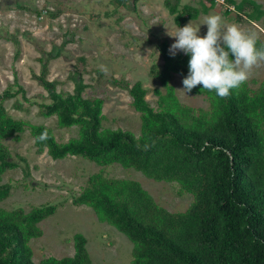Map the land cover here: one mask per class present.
I'll return each mask as SVG.
<instances>
[{
	"label": "trees",
	"instance_id": "trees-1",
	"mask_svg": "<svg viewBox=\"0 0 264 264\" xmlns=\"http://www.w3.org/2000/svg\"><path fill=\"white\" fill-rule=\"evenodd\" d=\"M125 1L116 0L119 5ZM198 2L201 8L181 0H164V6L182 27L201 13L207 14L216 3ZM244 3L236 5L237 11ZM252 6L250 16L259 19L264 15L261 6ZM224 8L226 14L232 11ZM58 13L60 10L50 14ZM261 44L259 39L258 46ZM159 50L162 64L150 68L165 89L153 90L157 108L146 100L148 90L140 81L130 86L123 80L111 81L127 89L130 104L139 113L138 136L129 130L102 127L104 101L83 96L87 84L81 78L71 92L57 91L58 82L46 77L49 54L39 74L32 73L49 99L40 104V114L55 115L60 127L76 126L77 136L58 142L47 126L13 118L4 101L18 90L7 88L0 92V138L18 139L29 128L37 152L45 149L54 160L79 156L101 167L119 164L157 181H174L181 192L189 193L190 205L184 211L171 212L136 180L107 177L102 171L88 177L72 202L90 207L100 222L132 242L130 264H264V80L256 88L246 82L223 99L202 86L194 87L191 91L202 93L209 102L207 109H195L181 104L169 83L174 74L182 81L188 75L190 55H170L166 42L159 44ZM45 131L48 139L37 140ZM9 158L8 148L0 143V180L15 167ZM10 190L9 183H0V201ZM55 210L52 204L29 211L0 208V264H35L29 241L42 235L39 223ZM86 243L83 234L75 233L72 255L48 256L38 264H93Z\"/></svg>",
	"mask_w": 264,
	"mask_h": 264
},
{
	"label": "rangeland",
	"instance_id": "rangeland-1",
	"mask_svg": "<svg viewBox=\"0 0 264 264\" xmlns=\"http://www.w3.org/2000/svg\"><path fill=\"white\" fill-rule=\"evenodd\" d=\"M181 1L201 8L198 0ZM233 1L235 11L229 14L224 13L223 5L215 3L207 14L201 13L186 24L191 22L195 26L205 16L218 14L225 24L254 31L264 42V15L259 19L250 16L254 14L252 3L264 9V0ZM243 1L242 9L237 11L236 5ZM57 10H60L58 15L50 14ZM239 15L242 20L237 19ZM176 27L164 0H137L135 3L126 0L122 5L116 0H0V92L7 88L12 92L18 90L15 96L4 101V106L15 119L47 126L58 142L77 136L76 126L60 127L55 115L40 114V104L49 99L32 73L39 74L41 63L51 54L46 77L58 82L57 91L71 92L75 81L81 78L87 84L83 96L100 97L104 101L102 127L129 130L138 136L139 113L132 108L127 89L111 81L123 80L129 86L140 81L148 90L146 100L157 108L153 90L158 88L164 92L165 89L150 74V68L162 64L159 44L166 42L169 49L175 37L167 33L174 32ZM206 32L207 26L201 24L198 35L203 37ZM176 53L185 54L180 50ZM78 57L84 60L78 61ZM262 80L264 64L253 70L247 83L256 88ZM169 83L181 104L195 109L208 108L205 95L184 92L178 74H174ZM0 143L8 148L9 160L15 163L14 168L1 176L0 183H9L11 190L9 196L0 201V208L20 207L29 211L42 205L56 206L55 213L39 223L42 235L29 241L35 264L48 256L72 255L75 233L86 237L93 264H130L132 242L113 226L100 222L90 207L72 202L93 173L102 171L107 177L136 180L158 204L171 212L184 211L192 201L189 193L180 191L178 183L157 181L133 168L119 164L101 167L79 156L54 160L45 149L37 152L29 128H25L18 139L0 138Z\"/></svg>",
	"mask_w": 264,
	"mask_h": 264
},
{
	"label": "clouds",
	"instance_id": "clouds-1",
	"mask_svg": "<svg viewBox=\"0 0 264 264\" xmlns=\"http://www.w3.org/2000/svg\"><path fill=\"white\" fill-rule=\"evenodd\" d=\"M201 24L207 26L203 37L198 35ZM167 34L175 37L170 55L174 56L178 50L190 55L188 75L182 81L185 93L202 86L201 89L214 92L219 98H228L250 79L256 67L264 64V44L258 46V34L235 24L227 25L218 14L205 16L195 26L189 22L176 27ZM46 139V131L37 137L39 141Z\"/></svg>",
	"mask_w": 264,
	"mask_h": 264
},
{
	"label": "built area",
	"instance_id": "built-area-1",
	"mask_svg": "<svg viewBox=\"0 0 264 264\" xmlns=\"http://www.w3.org/2000/svg\"><path fill=\"white\" fill-rule=\"evenodd\" d=\"M216 3L224 5L228 10H233V5L226 4L225 0H215Z\"/></svg>",
	"mask_w": 264,
	"mask_h": 264
}]
</instances>
